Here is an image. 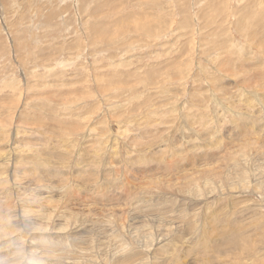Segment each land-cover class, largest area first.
<instances>
[{"label": "rangeland", "instance_id": "obj_1", "mask_svg": "<svg viewBox=\"0 0 264 264\" xmlns=\"http://www.w3.org/2000/svg\"><path fill=\"white\" fill-rule=\"evenodd\" d=\"M0 264H264V0H0Z\"/></svg>", "mask_w": 264, "mask_h": 264}, {"label": "bare ground", "instance_id": "obj_2", "mask_svg": "<svg viewBox=\"0 0 264 264\" xmlns=\"http://www.w3.org/2000/svg\"><path fill=\"white\" fill-rule=\"evenodd\" d=\"M34 14V13H33Z\"/></svg>", "mask_w": 264, "mask_h": 264}]
</instances>
